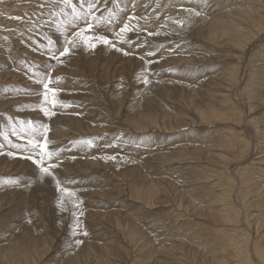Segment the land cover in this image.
Here are the masks:
<instances>
[{"label":"rangeland","instance_id":"1","mask_svg":"<svg viewBox=\"0 0 264 264\" xmlns=\"http://www.w3.org/2000/svg\"><path fill=\"white\" fill-rule=\"evenodd\" d=\"M94 2L0 0V264H264V0Z\"/></svg>","mask_w":264,"mask_h":264},{"label":"snow or ice","instance_id":"2","mask_svg":"<svg viewBox=\"0 0 264 264\" xmlns=\"http://www.w3.org/2000/svg\"><path fill=\"white\" fill-rule=\"evenodd\" d=\"M64 3L68 6H72L71 0H64ZM80 7L84 9L83 16L85 17V27L79 29V31H77L73 34V38L67 40L66 45L63 47L62 51H59L58 54L52 53L51 59L56 60L60 63H63L61 58L69 55L71 52V49L76 47L75 37L80 36L81 33L85 32V31H91L95 27L94 22H96V23L102 22L103 17L102 16L97 17L96 12L94 11L96 8V3L94 2V0H81ZM73 12L76 13V9L74 7H73ZM196 14L199 15V13H196ZM79 18H80V14H77V19H79ZM127 31H130V27L128 24H124L123 27L120 28V33H125ZM93 39L99 40L101 43H104V44L109 43L108 39H106L103 36H94ZM50 43H51V41H50ZM91 46L95 47L94 44ZM150 55H151V53H150ZM37 83L42 84L44 102L49 103V93H51L53 96L51 103L53 104V106H55L56 100L54 98L56 95V90L50 87L51 78H48L47 82H45L43 79L37 80ZM41 111H43L46 116L50 115V114L51 115L55 114V113H49L47 108H41ZM47 131H48V129L45 126V136H44L43 142H41L40 140H36L35 142L33 140H29L28 144L31 146V149H33V150H35L36 148L40 149V153H39L40 158L34 160L33 162L39 166V171L44 176L52 177V179L56 181L57 188H58V190H60V181L55 177L54 172H53V169L58 167V165L55 163H51V164H47V166H45V163H46L45 158L51 159L53 156H55L57 154L56 152L50 151L47 148V145L49 143L48 138L46 136ZM88 143H91V142L89 141ZM9 155H11V153H9ZM28 159H33V158L31 156H29ZM62 190L66 193L68 191L66 188L62 189ZM77 243L79 244L80 241H77Z\"/></svg>","mask_w":264,"mask_h":264},{"label":"bare ground","instance_id":"3","mask_svg":"<svg viewBox=\"0 0 264 264\" xmlns=\"http://www.w3.org/2000/svg\"><path fill=\"white\" fill-rule=\"evenodd\" d=\"M263 1V0H262ZM253 17V16H252ZM216 19V18H215ZM226 20V19H225ZM253 22L255 23V24H253V28H255V30H258L259 29V27L260 26H263L264 27V8H259L258 10H256V12H255V15H254V17H253ZM235 23V22H234ZM243 23V22H242ZM221 24V23H220ZM208 27V26H207ZM221 27H223V30L225 31V33H227V35H229V36H231L232 37V39H233V41H235L236 43H240L241 41H246V40H251L252 38H251V36H252V32H251V30H244V28H241V26L240 27H238L237 25H235V24H233L232 22H230L229 20L228 21H226V23L224 22L223 23V25L221 26ZM81 38V37H80ZM224 39V38H223ZM255 39V38H254ZM86 41V40H85ZM82 42H84V41H82ZM234 42V43H235ZM85 43V42H84ZM251 43V42H250ZM245 44V43H244ZM247 44V43H246ZM245 44V45H246ZM240 45V44H239ZM87 46V45H86ZM236 46V45H235ZM238 46V45H237ZM237 46H236V48H237ZM241 46H242V44H241ZM80 47V46H79ZM104 46H102V48H103ZM101 48V49H102ZM111 48V47H110ZM244 48V47H243ZM87 49H88V47H87ZM80 50V49H79ZM111 50V49H110ZM96 51H97V49H96ZM82 52V51H81ZM84 55V54H83ZM86 58V57H85ZM205 62V61H204ZM233 68V67H232ZM249 70V69H248ZM241 71V70H240ZM232 73V72H231ZM252 73V72H251ZM231 75V74H230ZM2 77H3V75H2ZM250 79H252L253 78V74H250ZM256 77H258L257 75H256ZM21 78V77H20ZM219 79V78H218ZM256 79V78H255ZM210 80V79H209ZM218 82V81H217ZM219 83V82H218ZM261 85V84H260ZM219 86V85H218ZM247 86H248V84H247ZM220 92V91H219ZM42 95V94H41ZM43 96V95H42ZM43 100V99H42ZM94 166V165H93ZM40 173V172H39ZM57 173V172H56ZM41 174V173H40ZM55 177H57L56 175H55ZM52 178V177H51ZM50 177H47V176H43V179L45 180V181H47V180H51V182H52V179H51ZM45 181H43L44 183H46ZM54 181V180H53ZM49 183V182H48ZM54 183V182H53ZM47 184V183H46ZM50 184V183H49ZM54 184H56V182L54 183ZM48 185V184H47ZM47 190V189H46ZM57 190V189H56ZM68 192V191H67ZM70 194H72V193H70ZM67 196H69V195H67ZM66 196V197H67ZM230 209V208H229ZM230 211L231 212H233L232 214L234 215V214H236V211L233 209V208H231L230 209ZM132 237H133V235H132ZM183 241V240H182ZM17 245V244H16ZM246 245V244H245ZM18 247H19V245H18ZM243 247V246H242ZM246 247V246H245ZM242 249H244L243 250V253H242V257H241V263L239 262V264H255V263H253V262H251L250 261V258L248 257V255H247V249L246 248H242ZM10 253H14V252H17V253H19V252H21V250L20 249H18L16 246H15V243L14 242H12V245H11V247L9 248V250H8ZM20 254H22V253H20ZM241 254V253H240Z\"/></svg>","mask_w":264,"mask_h":264}]
</instances>
